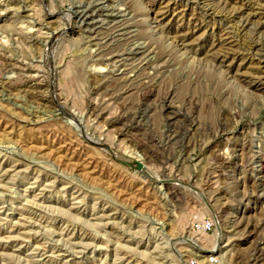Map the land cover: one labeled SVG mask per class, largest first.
I'll list each match as a JSON object with an SVG mask.
<instances>
[{
	"label": "rangeland",
	"instance_id": "1",
	"mask_svg": "<svg viewBox=\"0 0 264 264\" xmlns=\"http://www.w3.org/2000/svg\"><path fill=\"white\" fill-rule=\"evenodd\" d=\"M208 255L264 264V0H0V264Z\"/></svg>",
	"mask_w": 264,
	"mask_h": 264
},
{
	"label": "built area",
	"instance_id": "2",
	"mask_svg": "<svg viewBox=\"0 0 264 264\" xmlns=\"http://www.w3.org/2000/svg\"><path fill=\"white\" fill-rule=\"evenodd\" d=\"M214 227L213 219L206 217V218H198L192 220L190 223L189 229L192 233L197 235H206L211 233ZM207 264H222L215 256L208 255L206 256ZM194 261H189V264H193Z\"/></svg>",
	"mask_w": 264,
	"mask_h": 264
},
{
	"label": "bare ground",
	"instance_id": "3",
	"mask_svg": "<svg viewBox=\"0 0 264 264\" xmlns=\"http://www.w3.org/2000/svg\"><path fill=\"white\" fill-rule=\"evenodd\" d=\"M141 165H140V167L138 168L139 170H141ZM142 171H140L139 173H141ZM194 244V243H193ZM200 247V246H199ZM198 249H200V251L199 252H203V253H208V252H206V251H203V249H201V248H198Z\"/></svg>",
	"mask_w": 264,
	"mask_h": 264
},
{
	"label": "water",
	"instance_id": "4",
	"mask_svg": "<svg viewBox=\"0 0 264 264\" xmlns=\"http://www.w3.org/2000/svg\"><path fill=\"white\" fill-rule=\"evenodd\" d=\"M133 164L135 165L136 169H138V168L140 167V164H139L138 162H135V161H134Z\"/></svg>",
	"mask_w": 264,
	"mask_h": 264
}]
</instances>
